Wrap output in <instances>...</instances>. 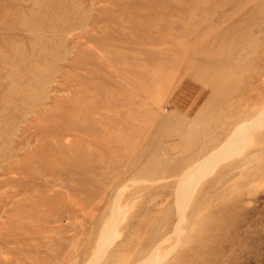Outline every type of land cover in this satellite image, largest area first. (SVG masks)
Listing matches in <instances>:
<instances>
[{"label":"rangeland","instance_id":"1","mask_svg":"<svg viewBox=\"0 0 264 264\" xmlns=\"http://www.w3.org/2000/svg\"><path fill=\"white\" fill-rule=\"evenodd\" d=\"M263 111L264 0H0V264H264Z\"/></svg>","mask_w":264,"mask_h":264},{"label":"bare ground","instance_id":"2","mask_svg":"<svg viewBox=\"0 0 264 264\" xmlns=\"http://www.w3.org/2000/svg\"><path fill=\"white\" fill-rule=\"evenodd\" d=\"M113 104V103H112ZM107 118H106V122H105V127L107 130H113V128H116L115 125L118 123L115 118L113 117H109L108 115H106ZM252 127H255V128H261L262 126H264V111L261 113V115L254 121V123L251 125ZM250 126V127H251ZM253 130V128H252ZM250 131L249 129H243L242 131L240 132H237L235 134H233L229 139H228V145H226L223 150L221 152H218L216 153L215 157L218 156V157H222L224 155H231L232 153H234L235 151L238 150V148L240 147V149L243 147V148H246L248 147L252 142L253 140L251 139L250 137ZM261 137V136H260ZM251 147V145H250ZM206 170V169H205ZM204 170V171H205ZM202 168L197 166L195 168H193L190 172H192L190 174V176L192 175H201V172H202ZM189 172V173H190ZM189 178V177H188ZM193 182V181H192ZM131 184V183H130ZM195 184V183H194ZM193 184L191 183V181L189 179H187L183 185H182V188L180 189V196H181V199L182 201H184L186 199V196L190 193V186H192ZM181 190L183 191V193L181 192ZM193 193V192H192ZM191 196V195H190ZM189 196V197H190ZM188 198V196H187ZM186 203V201H185ZM112 206V205H111ZM182 206V205H181ZM186 206V205H185ZM180 207V206H179ZM130 209V208H129ZM183 210V208H182ZM114 211V210H113ZM121 212V211H120ZM121 214V213H120ZM182 214V213H181ZM180 214V215H181ZM118 217V216H117ZM120 232V231H119ZM118 233V232H116ZM173 233V232H172ZM179 234V233H178ZM106 241V240H105ZM108 243V242H107ZM174 247V246H173ZM175 248V247H174ZM173 249V248H171ZM151 252H159V247H155ZM168 252V251H167ZM100 254V253H99ZM164 254V253H163ZM168 254V253H167ZM151 255V254H150ZM164 256H167V255H163V256H158L157 253H154L153 255H151L150 257H148L147 261L143 264H159L162 259L164 260ZM103 262V261H102ZM101 262V263H102Z\"/></svg>","mask_w":264,"mask_h":264},{"label":"crops","instance_id":"3","mask_svg":"<svg viewBox=\"0 0 264 264\" xmlns=\"http://www.w3.org/2000/svg\"><path fill=\"white\" fill-rule=\"evenodd\" d=\"M180 96H181V95H180ZM201 98H202V97H200L197 101L193 102V103L191 104V106H189V107H187V108H182V107H180V106H178V105L176 104L177 110H178L179 112L184 113V114H188V113L191 112V111L193 110V108L198 104V102L201 100Z\"/></svg>","mask_w":264,"mask_h":264}]
</instances>
